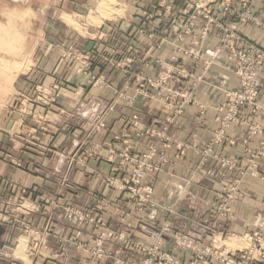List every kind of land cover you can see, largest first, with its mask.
<instances>
[{"label":"rangeland","instance_id":"rangeland-1","mask_svg":"<svg viewBox=\"0 0 264 264\" xmlns=\"http://www.w3.org/2000/svg\"><path fill=\"white\" fill-rule=\"evenodd\" d=\"M220 2L221 0H159L157 4L155 3L154 8H156L152 11V13L148 14L146 17L147 20L164 18V20H167L170 24L176 22L180 23L179 28H177L176 31L174 30L176 38V43L173 44L174 50L172 51L169 60L161 59L159 51L162 50L163 43L166 42V38L164 36L165 34L158 36L155 29L145 28L142 23L139 24L137 30L139 34L146 32L151 38H156L155 36H158L161 37V39L159 38V41L152 45L147 52L146 59H136L138 58L136 55L137 53H135L134 50L131 51L130 56L124 62L123 68L127 71L124 86L119 89L113 88L111 82H107L105 78L102 77V74L99 75L100 69H102L99 56L101 57L102 54L108 53L109 50L112 52L113 43L111 33L110 35L109 33L107 34V32H111L112 27L113 30H116L118 33V29L121 24L124 25V29L120 31L122 38L121 41L124 42L123 33L128 31L129 26H131L134 22H139L141 19L146 20V18H144V14L145 6L147 5H145L144 0H0V38H2L0 39V160L8 161V163L14 162L19 164V166H22V168L29 169L25 161L20 162L21 157L19 156H24L26 162L32 164L34 160V157L32 156L34 155L33 152L38 149L45 136L51 132L48 126L51 122L52 124L56 122L59 124L58 132L62 134L64 133V128H66V126L67 131L69 128H72L71 124H68L69 126L67 124L65 125L66 121L64 115L66 112L68 113L71 111L65 109L63 104L65 105V102L67 103L69 100L72 101L73 94L79 95V92H81V89H83L86 84L90 88L111 87L115 97L107 104L105 109L97 114H94L93 117L90 115V120H93L91 128L94 131L106 129V123L104 120H107V118H109L115 111L116 103L119 101L126 102L130 105L137 102L139 104L145 101L156 103L164 112H166V116L164 118L165 122L160 125V127H168L169 134L178 143H180V141L171 134V127L175 121L185 113L188 106L194 105L199 107V120L204 119L208 109H213L215 111L216 122V108L222 102L214 106H210L208 104H203L196 99L194 96L195 88L204 80V77L203 75H197L192 72L190 67H188L183 61L184 58L192 61L194 66H201L204 72L209 71L213 66L218 65L223 61L226 70L232 72L228 69L229 60L227 58V54H224L211 65H208L203 60H197L190 57L188 52L191 50L205 52L209 49H218L222 45L223 40L226 38L225 31L221 30L216 25H210L209 29L206 28L208 20L199 15V10H212L216 17L224 18L223 20L226 24L229 26H236V29L232 30V32L235 35H238V37L242 40L238 42V47L246 48V44H248L264 49L260 46L249 43L241 36L239 26L244 25V23L237 22V19L231 14L223 15L221 11L218 10V4ZM235 3H239V0H235ZM197 6H199V9ZM252 11H254V6ZM192 16H196V24L194 27H190L189 23ZM200 21L205 22L201 28L199 27ZM245 24L261 25L260 22L259 24ZM199 28L200 33L196 35L195 31ZM213 28H216L221 32V41L217 47L209 48L206 46V42ZM168 29L170 28H165L163 32L167 33ZM189 37L191 38L190 43L186 46L182 45L181 42ZM104 42L107 44L105 48L101 50V45H103ZM120 47L124 50V52L127 49V46L125 47L124 44H121ZM176 59L178 60V65L181 64L192 75V77L184 80L181 84L176 85L175 87L189 92L191 97L195 100V103L188 104L185 107L184 113L175 117L173 122L169 124L167 119L172 117L173 113L165 108L160 100V96H158L155 91H148L143 88V86L146 85V80H149L150 78H157L159 74L168 65H170L173 60ZM135 64L138 65L135 66ZM151 69L156 72L153 76L149 74ZM234 75L237 76L236 73H234ZM80 76H84L85 78V82H83L85 85L84 87L81 85L77 86ZM190 81L192 84L190 88H188L186 84ZM68 87H70V89ZM73 87L76 88L78 92L71 90ZM239 88L240 79L239 87L232 90H238ZM232 90L223 91V102L226 98L225 93ZM71 92H73V94ZM52 108H58V113L53 114V116L49 115ZM247 110H251L252 112L257 111V109L253 108H248L245 111ZM245 111L243 112L245 123L242 125L233 124L226 130L222 139L218 143L215 142L214 137L218 129V124L216 122L217 128L211 139V144L207 145L201 151V164L204 165L208 161V158L210 159L208 155L204 154V151H207L210 148L212 149V153H214V148L217 145L228 141L227 133L234 126L244 128L249 138L256 137L260 139L259 147L249 150L246 153L245 158L230 159L223 156H215L222 167L229 168L238 173V177L234 180L233 184L224 191L219 192L211 202L209 214L215 218L229 219L234 217L231 205L235 199L238 184H240V182L247 176H256V174H258L257 164L260 159L264 158V156H259L260 152L264 151L262 145L263 135H252L249 127L250 124L248 122L252 125L261 127L263 131L264 127L254 121H251L252 119L245 115ZM54 115H57L59 118L63 119V121L61 119V121L57 119L53 120L57 117ZM128 116L124 117V119L128 120V122L126 123V128L120 138L122 139L121 143L124 146H121L120 148L117 147L110 154L109 158L105 160L108 162H115V158L117 157L118 164L122 169H131L130 176L128 178L121 179V181H118V178L115 175H110L105 179L106 185L109 188L119 190L120 192L124 191L120 190L117 187V184L127 181L132 176L135 169L134 165H123L125 154L129 153L134 156L145 154L149 149L150 142L157 143L156 138L151 137L148 134V131L153 127H158V125L148 127L145 126L143 122L145 119L139 113H134L130 117ZM135 120H138L139 124L136 125ZM69 122L70 120L68 123ZM39 138L41 139L39 140ZM143 138H147L149 142L146 145L145 151L139 152L138 150L141 147L139 145V140ZM45 143H47V141ZM48 144L45 145L46 150ZM227 144L234 145L235 141H228ZM159 147L163 148L162 144H159ZM174 148L180 152L178 155L181 156L182 152L179 148L173 146L172 149ZM172 149L167 150L169 160L167 164L163 166L160 171L153 173L147 178L155 177L168 166L170 163L168 153ZM11 153L18 155L15 157L12 156ZM45 155H47V153ZM223 159L230 161L231 165L225 166L222 162ZM158 162L159 158H154V163ZM234 164L235 166H232ZM70 165H72V163ZM31 172L34 173V170L31 169ZM110 179H114L116 184L110 185ZM149 184L154 186L153 183ZM124 193L127 194L126 192ZM230 194L232 199L226 206L229 212L227 214H222L221 212H223V210H215V204L217 207L220 206L222 203V197H226ZM58 196L62 198L64 196V191L59 192ZM125 196H127L128 200H131L128 194ZM48 199L49 193L47 192L40 193L34 188L27 189L24 187L16 190L14 185L10 182H5L4 186L0 188V227L4 229L0 243L1 264H50L53 262L51 258L54 256V253L50 251V247L55 246L56 243H53V240H50L47 235L50 234L52 230V222L49 220H46L44 223L40 222L41 217L39 215L43 212L45 207L48 206ZM132 202L137 205L138 210L141 213H145V210L147 209H155L159 207L155 200V206L144 208L140 207V205L136 202ZM263 205L264 201L261 203V214L258 216L257 225L254 230L232 237L222 232L218 237L213 236L208 243L201 242L198 237L189 233L186 234L179 232L174 234L170 232V229L164 223L160 225L139 224V226L136 227V231L143 234L142 229H144V227L152 228L154 233H160L162 235L161 246L164 248L166 240L177 247L175 245L174 237L188 235L196 237L199 242L204 245L211 244L214 238H218L222 239V244L233 250H245L249 246L248 241L245 240V236L247 234H253L261 226V222L264 217ZM82 211L83 210L78 207H72L70 212L73 216L78 218V220H82L85 225L96 228L98 232L93 237L91 244H79V242L77 244V248L88 253L89 258H83L84 262H80L78 260H74V256H72V264H104V260L109 254L108 244L112 239L108 240L105 244L107 256L103 259L94 255L92 251H86L84 246L92 245L93 247L100 230L95 225L86 223L81 218L80 212ZM84 212L93 215H103L100 213V210H84ZM102 217L104 218V216ZM104 222L106 228L115 232H123L132 241H134L128 233L111 228L105 218ZM229 237L230 239H228ZM146 238L153 241V244L145 245H156V239L148 236ZM22 241H25L26 258H20L16 250ZM62 241L63 240H61V243H57V246H59L58 249L61 248L60 245H62ZM73 241L74 239H72V242ZM75 243H77L76 240ZM119 243L123 246L122 248L126 249L128 252L130 251L128 250L130 249L128 246L122 244L121 242ZM166 251L168 250L166 249ZM61 253L63 254V252L60 251L57 255H62ZM137 253L139 254V257L136 259H141L143 254L139 251ZM128 255L129 254L125 252L124 257ZM53 259L59 262L63 260V258L58 256ZM136 259L115 257L113 258L112 264H116L117 260L128 261Z\"/></svg>","mask_w":264,"mask_h":264},{"label":"crops","instance_id":"crops-1","mask_svg":"<svg viewBox=\"0 0 264 264\" xmlns=\"http://www.w3.org/2000/svg\"><path fill=\"white\" fill-rule=\"evenodd\" d=\"M144 2L147 5L144 14V18H146L149 13L155 10V3L157 4L159 0H144ZM253 12L261 25L244 24L239 26V31L246 41L264 48V4L256 3ZM141 23L145 28L155 29L158 36L165 34L166 42L163 43L162 50L159 51L161 59L169 60L174 50L173 44L176 43L174 30L179 28V22L170 24L164 18L141 19L139 22L131 24L128 31L123 33L124 42L121 41L120 34L124 25H119L118 33L112 27L111 32H107L109 35L111 33L112 52L109 50L108 53L99 56L102 64L99 75L102 74L107 82H111L113 88L120 89L124 86L127 71L123 67L131 51L134 50L137 53L138 58L136 59H146L149 49L159 41V38L161 39L158 36L151 38L146 32L139 34L137 30ZM204 23L200 21L199 27L201 28ZM165 28H170L167 33L163 32ZM200 28L195 31L196 35L200 33ZM190 40L189 37L181 43L186 46ZM220 41L221 32L213 28L206 46L215 48ZM106 44L104 42L101 45V50L105 48ZM121 44L127 46L125 52L120 47ZM183 61L192 72L204 77V80L198 84L194 91L196 99L203 104L210 106L219 104L224 100V90L239 87L238 77L226 70L223 61L207 72H204L201 66H194L190 60L184 58ZM155 73L153 69L149 72L152 76ZM261 81L264 84V70L261 73ZM83 82H85V78L80 76L77 86L84 87ZM191 84L190 81L186 85L190 88ZM68 88L70 89V87ZM71 90L78 92L74 87ZM71 93L73 94V92ZM72 96V101L69 100L67 103L65 102V105L63 104L65 109L71 111L64 115L65 125L71 124L72 128L67 131L66 126L62 134L58 132L59 124L51 122L48 125L51 132L45 136L38 149L33 152L32 164L26 162L24 156H19L21 157L20 162L25 161L29 169L22 168L14 162L8 163V161L0 160V188L4 186L5 182H10L16 190L24 187L34 188L40 193H49L48 206L39 215L40 222L44 223L46 220L52 222V230L47 235L56 245L50 247V251L54 253L51 258L53 262L50 264H72V256H74V260L80 262H84L83 258H89V254L77 248V244L78 242L79 244H91L98 230L85 225L82 220L73 216L70 212L72 207H78L83 211L100 210L111 228L124 231L134 241L147 245L153 244V241L136 231L139 224L160 225L164 223L170 232L174 234L189 233L198 237L203 243L210 242L213 236L218 237L222 232L232 237L254 230L258 216L261 214V203L264 201V158L260 159L257 164L258 174L247 176L238 184L235 199L231 205L233 218H215L209 214V209L214 197L231 186L238 177L236 171L222 167L215 156L230 159L245 158L249 150L259 147V138H249L244 128L234 126L228 131L227 138L228 141L234 140L235 144L229 145L227 141L217 145L214 148V153L209 154L210 159L208 158L206 164L202 165L201 151L211 144V139L217 128L215 111L208 109L204 119L199 120V107L188 106L185 113L171 127V134L190 147L181 156L178 155L180 152L176 148L172 149L168 153L170 158L168 166L155 177L147 178V183L154 184V200L159 207L147 209L145 213H141L137 205L127 199L125 196L127 194L106 185L105 179L108 176L115 175L118 181H121V179L130 176L131 169H122L118 164L117 157L115 162L105 160L117 147L124 146L120 138L128 122L124 119L125 116L129 115L128 117H130L134 113H139L145 119L143 120L145 126H160L165 122L166 112L154 102L145 101L130 105L119 101L116 103L115 111L107 120H104L106 129L94 131L91 128L93 120H90V115L93 117L94 114L105 109L107 104L115 98L111 87L90 88L86 84L79 95L73 94ZM57 113L58 108H52L49 115L53 116ZM245 115L251 118V121L264 127V89L259 99V109L256 112L247 110ZM56 119L60 120L61 118L57 116L53 120ZM61 120L63 121V119ZM46 141L47 143H45ZM148 142L147 138L139 140L141 147L138 151H145ZM47 144L46 150L45 145ZM11 154L15 157L18 155ZM71 163L72 165H70ZM31 169L34 170V173L31 172ZM61 191H64L62 198L58 196ZM72 239H74L73 242ZM61 240H63L62 245L58 249L57 243H61ZM164 245L168 251L183 259L190 257L188 253L181 251L168 240ZM122 247L115 240L109 241V254L105 258L104 264H112L115 257L128 259L139 257L137 250L130 248L128 252ZM60 251L63 254L57 255ZM125 252L129 254L126 257H124ZM57 256L63 260L61 262L54 260L53 258Z\"/></svg>","mask_w":264,"mask_h":264},{"label":"built area","instance_id":"built-area-1","mask_svg":"<svg viewBox=\"0 0 264 264\" xmlns=\"http://www.w3.org/2000/svg\"><path fill=\"white\" fill-rule=\"evenodd\" d=\"M256 2L264 0H221L218 4V10L223 15L231 14L240 23H257V19L253 15V6ZM199 9V6H197ZM199 15L208 20L206 28L210 25H216L226 33V38L222 45L216 50H206L205 52L191 50L188 53L190 57L203 60L208 65L215 63L224 54H227L229 60L228 69L236 73L240 79V88L238 90L227 91L225 93V101L216 108V122L218 129L215 133V142L218 143L226 130L233 124H244L243 112L248 108L258 109V100L264 88L260 80V74L264 70V49L246 44V48L237 46L238 42L242 41L238 35H235L232 30L236 26H229L223 20L224 18L216 17L212 10H199ZM196 16H192L189 20L190 27H194ZM207 31V30H206ZM192 77V75L180 64L178 60H173L157 78L146 80V85L143 88L155 91L160 100L168 111L173 113V116L168 118V123H172L174 118L184 113L185 107L188 104L195 103L189 92L184 89H178L175 86L181 84L184 80ZM250 130L252 135H263L264 149V131L261 127L252 125L250 122ZM135 124H139L135 120ZM151 137H155L157 143L150 142L149 149L145 154L131 155L125 154L123 165H134L135 169L132 176L123 183H118L117 187L126 192L130 199L140 207L155 206L153 199L154 186L146 183V178L153 173L160 171L167 164V150L176 146L179 150L184 151L190 146L185 143H178L168 131V127H153L148 131ZM162 144L163 148L159 147ZM195 148V147H193ZM212 153V149L204 151L205 155ZM259 156H264V151L260 152ZM159 158L158 163H154V158ZM225 166H230L231 162L223 159ZM126 163V164H125ZM232 166H235L232 165ZM110 185H115L114 179L109 180ZM232 199L231 194L222 197L220 206H216L215 210H223L222 214L229 212L226 207ZM264 209V205H263ZM81 218L89 224L99 228L95 245L84 246L86 251H92L94 255L103 259L107 256L105 244L108 240H116L128 246V248L137 249L143 254L141 259L136 260H117L116 264H264V217L260 228L253 234H247L245 240L248 241L247 249L233 250L222 244V239L214 238L211 244L204 245L199 242L196 237L188 235L175 236V245L182 251L188 253L190 257L183 259L176 254L166 251L161 246L162 235L154 233L152 228L144 227L143 234L157 240L155 246H147L141 242L132 241L125 233L115 232L106 228L104 218L101 215H93L84 211L80 212Z\"/></svg>","mask_w":264,"mask_h":264},{"label":"bare ground","instance_id":"bare-ground-1","mask_svg":"<svg viewBox=\"0 0 264 264\" xmlns=\"http://www.w3.org/2000/svg\"><path fill=\"white\" fill-rule=\"evenodd\" d=\"M102 2H105V1H102ZM101 3V2H100ZM101 5H102V3H101ZM11 19H13V18H11ZM14 20V19H13ZM11 22H12V20H11ZM16 25V24H15ZM0 39H2V38H0ZM18 249H16L17 250V254L20 256V258H23V257H25L26 258V254H25V241H22V243L19 245V247H17ZM16 253V252H15ZM27 260V259H26Z\"/></svg>","mask_w":264,"mask_h":264},{"label":"water","instance_id":"water-1","mask_svg":"<svg viewBox=\"0 0 264 264\" xmlns=\"http://www.w3.org/2000/svg\"><path fill=\"white\" fill-rule=\"evenodd\" d=\"M3 233H4V229H2V228L0 227V243H1V239H2V235H3ZM1 262H2V261H0V264H1Z\"/></svg>","mask_w":264,"mask_h":264}]
</instances>
